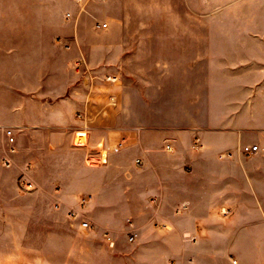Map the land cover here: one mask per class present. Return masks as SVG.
I'll return each mask as SVG.
<instances>
[{
	"label": "crops",
	"instance_id": "0c3cea01",
	"mask_svg": "<svg viewBox=\"0 0 264 264\" xmlns=\"http://www.w3.org/2000/svg\"><path fill=\"white\" fill-rule=\"evenodd\" d=\"M219 10L214 0L58 5L56 76L48 82L55 93L40 89L18 107L13 82L0 84L2 93L13 90L0 97V264H52L26 243L30 214L6 206L19 177L30 181L42 162L32 146L33 155L18 161L17 131L45 138L50 153L77 146L87 156L127 141L124 150L144 163L143 195L153 204L152 218L137 226L136 264H264V65L242 55L264 51V38L218 32ZM41 56L50 58L46 46ZM8 128L15 131L14 153ZM78 132L86 134L85 145L75 144ZM194 136L204 142L198 159L176 161L162 149ZM247 144H259L261 153L244 156L240 147ZM77 179L76 173L70 184ZM176 202L183 205L173 209ZM11 212L24 217L14 229L6 224ZM87 243L59 263L122 264L113 246Z\"/></svg>",
	"mask_w": 264,
	"mask_h": 264
},
{
	"label": "rangeland",
	"instance_id": "374dc122",
	"mask_svg": "<svg viewBox=\"0 0 264 264\" xmlns=\"http://www.w3.org/2000/svg\"><path fill=\"white\" fill-rule=\"evenodd\" d=\"M64 1L0 0V84L9 79L13 82L18 107H22L24 97L31 94L37 96L40 89L47 94L55 93V83L48 82H55L56 73L52 67L56 58L52 46L56 37L57 8ZM214 2L220 9L218 32L264 38V0ZM248 43L259 41L250 39ZM44 46L48 48L50 58L41 56ZM242 55L247 56L250 62L264 65V51L257 49ZM1 90L3 88L0 86ZM12 91L11 87L5 88L3 93L0 92V97L7 98V93L11 95ZM32 111L35 113L36 109ZM16 137L20 150L19 162L23 163L30 158V154L33 155V151H28V147L37 148V156L42 154L41 164L34 167L29 175L30 181L36 183L35 188L26 191L22 187L24 176H20L14 201L6 203V206H11L13 210L18 209L25 215L30 214L27 245L40 250V255L47 257L50 263L60 264L61 258L72 256L74 251L78 253L89 241L97 248L108 246L109 242L105 238V233H108L115 243L111 248L112 254L121 258L122 264H136L138 237L130 243L128 236L132 232L138 233L137 226L152 218L150 215L153 204L150 201L152 197L143 195L144 191L149 190L145 186L142 187L141 183V168L144 163H141L140 168L136 166V160L142 162V159L135 153L124 150L127 141L118 150L109 152L107 164L90 166L86 163V152L77 150V146L73 147L76 150L66 148L63 152L50 153L45 138L36 137L29 140L18 131ZM77 138L78 136L74 140L75 144L79 143ZM86 138L83 137L84 143ZM179 140V143L166 142L162 145V149L167 144L172 145L174 150L169 158L181 162L193 157L198 159L204 145L203 140L199 136ZM100 150H103L102 147ZM163 152L167 154L164 150ZM225 156L231 157L232 154ZM76 173L78 179L73 186L70 181ZM15 175L18 177L20 173L16 171ZM91 187L96 191L93 195H88ZM181 188H184V185ZM176 193L183 195L184 191L176 189ZM62 197L66 198L67 202L63 201ZM81 199H86V204L79 212L77 210ZM4 203L5 201H0V204ZM180 203L176 202L173 209L183 205ZM168 209L172 207L169 206ZM75 211L77 214L73 216ZM225 215L229 216L227 212ZM23 218L19 213L11 212L7 218V228L14 229ZM3 220L0 219V222ZM84 221L92 224L91 230L81 228L80 224ZM112 228H116V233ZM172 262L176 264L175 260Z\"/></svg>",
	"mask_w": 264,
	"mask_h": 264
},
{
	"label": "built area",
	"instance_id": "2783aa9c",
	"mask_svg": "<svg viewBox=\"0 0 264 264\" xmlns=\"http://www.w3.org/2000/svg\"><path fill=\"white\" fill-rule=\"evenodd\" d=\"M70 15L68 14L67 17H69ZM98 27H100L98 25ZM102 27H106V24H102ZM108 80H111L113 82L118 81V79L116 77L107 78ZM6 136L8 138V142L11 145V149H10V153H14V144L16 143V139H15V131L13 128H8L5 130ZM77 136H83L85 137L86 134L83 132H78ZM87 137V136H86ZM87 141V140H86ZM85 141V143H86ZM197 141H199V139H197ZM84 144H76V145H85ZM126 143V140H122L120 143H118L116 146L114 147H102L103 150L100 149H94L90 152H88L87 156H86V163L90 166H103L105 164H107L108 159H109V152L110 151H114V150H118L120 147H122L124 144ZM165 150L167 152L172 153L173 152V147L170 144H167L165 146ZM262 151V148L260 147L259 144H247V145H242L240 147V152L245 155V156H256L258 154H260ZM11 163V159L10 158H4L3 159V164L4 165H9ZM136 165L140 166L141 165V160H136ZM22 187L26 190V191H31L35 188V185L28 181V180H23L22 181ZM86 204V199H81V201L79 202L78 205V210L77 211H82L84 206ZM182 208L184 209L185 206H182ZM77 211L73 212L72 215L76 216ZM81 228L83 230H91L92 229V224L88 221H84L80 224ZM138 237V234L135 232H132L129 236H128V241L130 243L134 242L136 240V238ZM105 238L107 240V242H109L110 246H114V241L112 240V238L108 235V233H105ZM233 264H238V260L234 259ZM169 264H174L173 262H170Z\"/></svg>",
	"mask_w": 264,
	"mask_h": 264
},
{
	"label": "bare ground",
	"instance_id": "6f19581e",
	"mask_svg": "<svg viewBox=\"0 0 264 264\" xmlns=\"http://www.w3.org/2000/svg\"><path fill=\"white\" fill-rule=\"evenodd\" d=\"M78 138H79V140H78L79 144H84L83 136H79Z\"/></svg>",
	"mask_w": 264,
	"mask_h": 264
}]
</instances>
